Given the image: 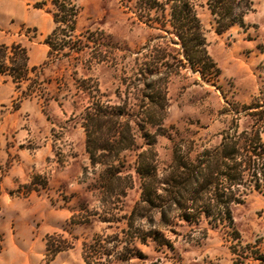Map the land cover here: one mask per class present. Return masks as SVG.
<instances>
[{"label":"rangeland","instance_id":"obj_1","mask_svg":"<svg viewBox=\"0 0 264 264\" xmlns=\"http://www.w3.org/2000/svg\"><path fill=\"white\" fill-rule=\"evenodd\" d=\"M68 1L78 9L70 39L78 51L49 57L52 0H0V44L22 45L30 67L38 68L30 72L32 81L20 84L0 75V264H89L84 244L97 246L100 238L103 247L98 254L91 248L90 264H264V159L259 157L257 177L250 172L251 181L239 186L245 202L233 205L232 224L204 216L189 223L177 211L171 225L161 227L169 245L137 239L138 255L116 262L122 247L115 238H125L127 229L126 220L117 219L129 216L140 187L136 183L125 196L97 187L102 168L90 162L83 126L91 96L131 113L158 111L163 134L154 148L166 176L174 158L198 161L219 146L225 132L259 124L245 106L264 104V0H251L254 10L245 27L236 24L221 33L204 1L196 7L219 70L210 77L180 66L169 36L125 8L132 1ZM164 56L167 66L160 63ZM149 86L166 98L159 110L149 99L141 101ZM125 154L135 158L134 151ZM152 215L159 220L158 213ZM135 224L149 226L146 217Z\"/></svg>","mask_w":264,"mask_h":264},{"label":"trees","instance_id":"obj_2","mask_svg":"<svg viewBox=\"0 0 264 264\" xmlns=\"http://www.w3.org/2000/svg\"><path fill=\"white\" fill-rule=\"evenodd\" d=\"M129 1H132L131 5H124L127 10L150 27L164 31L171 43L177 46L180 66L189 67L204 76L209 74L207 77L219 73V70L208 51L207 39L196 7L204 1L214 16L218 33L236 24L245 27V16L254 10L251 0ZM51 3L55 27L46 39L50 45L49 57L54 53L67 56L72 51H78L70 45V39L77 29L78 9L68 0H52ZM165 59L166 56L161 57L160 63L167 66ZM37 69L36 66L30 67L25 47L20 44L11 47L0 44V75H10L15 84H20L32 81L30 72ZM139 74L142 76L145 72L141 71ZM82 87L84 90L88 89L85 84ZM148 89L149 94H143L141 101L149 99L152 107L159 110L164 104L165 96L161 97L158 88L154 86H149ZM99 91L98 88L97 92ZM91 97L93 101L85 107L83 126L85 148L90 162L93 166L100 165L102 168L97 187L109 195L118 191L116 193L119 196H125L127 189L134 188L136 183L140 187V199L135 202L129 216L117 219H125L127 229L125 238L118 235L115 238L117 247H122L116 262H127L138 255L135 247L137 239L145 243L150 237L169 245L161 227L171 225V216L177 211L178 216L189 223H198L204 216L206 219L213 217L215 222L226 220L232 224L233 205L245 202V197L237 192L239 186L247 180L251 181L247 179L250 172V176L257 177L255 159H264V104L254 102L245 106L251 111L250 115L255 121H260L259 124L241 131L225 132L219 146L215 150H206L198 161H191L187 155L174 158L169 173L162 176L157 166L154 146L158 136L163 134L164 117L158 111L131 113L127 111V106H111L96 100V96ZM138 139H142L141 145ZM145 145L148 148L139 151ZM126 151H134L135 158L127 160ZM261 164L264 170V160ZM124 172L128 176H121ZM262 175L264 176V171ZM259 187L256 179L254 188ZM153 212L159 214L158 221L152 215ZM143 217L149 223L146 230L141 224L135 226ZM102 220L111 221L110 218ZM101 240L102 238L97 241V246L84 244L83 258L87 263H91V248L95 254L102 249Z\"/></svg>","mask_w":264,"mask_h":264},{"label":"crops","instance_id":"obj_3","mask_svg":"<svg viewBox=\"0 0 264 264\" xmlns=\"http://www.w3.org/2000/svg\"><path fill=\"white\" fill-rule=\"evenodd\" d=\"M245 17H248V14Z\"/></svg>","mask_w":264,"mask_h":264}]
</instances>
